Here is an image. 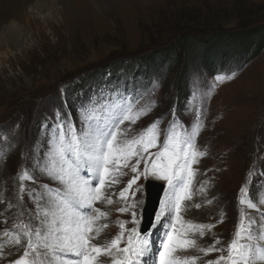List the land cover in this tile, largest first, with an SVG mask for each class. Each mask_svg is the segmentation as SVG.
Listing matches in <instances>:
<instances>
[{"label": "rangeland", "instance_id": "rangeland-1", "mask_svg": "<svg viewBox=\"0 0 264 264\" xmlns=\"http://www.w3.org/2000/svg\"><path fill=\"white\" fill-rule=\"evenodd\" d=\"M40 2L42 10L30 6L27 19L18 14V19L0 22V25L17 26L24 38L16 48L0 49V127L3 126L0 129V200L3 201L0 212L4 213L0 216V231L11 228L14 220L24 219L18 215L17 208L7 210V203L11 201L19 206V181L15 177L25 165L31 167L29 156L34 146L39 149L45 139L42 125L46 118L60 109L64 116L71 113L75 119L79 104L86 96L99 90L106 93L119 90L126 94L118 87L133 81L127 93L139 97L145 109H152L133 125L134 132L165 114L161 126L166 127L172 119L173 106L179 120L190 126L195 113L185 111L186 102L190 100L192 108L203 102L207 111L197 145L207 155L196 167L200 173H206L199 180L212 182L208 198L218 199L213 205L202 207L201 212L192 208L187 216L196 222L216 224L213 231L225 244L230 241L238 219L237 194L250 170L253 173L250 196L254 202L264 203V43H257L253 36L241 35L240 43L231 42L217 52L208 48L199 60L189 52L188 70L183 72L181 82L175 78L178 65L168 66L161 59H151L147 67L142 66L136 72L130 66L123 70L112 65L122 58L133 61L135 67V57L151 50L153 46L149 44L158 38V29H169L172 24L207 26L211 31L222 27L244 33L247 19L257 21L253 24L264 23V0H111L101 6L103 9L90 6L84 0H68L73 12L67 19L56 9L60 5L58 1L51 2L52 7L43 0ZM231 39L227 34L225 40ZM195 43L196 38L190 41L191 50ZM106 65L115 70L111 66L104 72L98 69ZM218 76L233 78L217 83ZM213 85L214 90L209 93L207 89ZM61 89L66 90V95ZM152 101L156 102L155 108ZM5 128L10 136L1 139ZM256 151L259 153L254 157ZM125 171L128 175L122 177L120 187L132 175ZM37 177L34 184L25 182L29 188H38L47 182L39 173ZM143 180H138L130 190L135 191V198L130 197L129 203L136 204L138 217L144 202L140 188ZM194 199L203 201L201 196ZM120 206L117 203L105 208L110 215L103 232L104 240H110L119 231L117 219L131 220L130 214L116 211ZM23 207L35 210L27 194ZM220 209L226 213L223 223H217ZM253 214L259 218L258 213ZM4 219L8 220L7 225L2 222ZM207 243H212L211 236L204 238L203 245ZM216 255L211 253L203 258L214 259ZM15 258H0V264H9Z\"/></svg>", "mask_w": 264, "mask_h": 264}, {"label": "snow or ice", "instance_id": "snow-or-ice-1", "mask_svg": "<svg viewBox=\"0 0 264 264\" xmlns=\"http://www.w3.org/2000/svg\"><path fill=\"white\" fill-rule=\"evenodd\" d=\"M231 78L218 76L216 82ZM212 90L214 85L207 89ZM190 104L187 101L185 108L195 113L190 126L179 120L173 106L166 127L161 125L167 114L139 132L133 125L152 109L141 106L131 93L93 92L81 101L75 119L56 109L42 125L45 139L39 149L34 146L31 167L25 165L15 177L19 206L9 201L7 210L17 208L24 219L0 231V258L16 256L9 264H264V203L250 196L251 170L237 194L238 219L226 244L213 231L216 224L187 216L192 208L211 206L217 199L208 198L212 182L199 180L206 173L196 167L207 155L197 145L207 110L203 102L195 108ZM125 169L132 175L120 187L128 175ZM37 173L47 182L29 188L25 182L36 183ZM149 177L165 183L150 227L142 229L143 209L138 217L136 204L129 203L135 198L130 190ZM25 194L34 211L23 207ZM196 196L202 203L195 202ZM117 203L121 206L116 211L130 214L131 220L117 219L119 231L104 240L110 215L105 208ZM225 215L220 209L217 223H223ZM2 222L7 225L8 220ZM206 236L212 243L203 245ZM211 253L218 255L203 259Z\"/></svg>", "mask_w": 264, "mask_h": 264}, {"label": "trees", "instance_id": "trees-1", "mask_svg": "<svg viewBox=\"0 0 264 264\" xmlns=\"http://www.w3.org/2000/svg\"><path fill=\"white\" fill-rule=\"evenodd\" d=\"M254 22L257 21L247 19L246 22H244L247 24V26H245V28L247 27L246 30L243 31L244 33H237L233 29H223L222 27H216L219 31H211V27L186 26V24H179V26L172 24L169 25V29H167V27H162L158 29V38L149 44L153 46L151 50L147 52L142 51L143 53L140 56L135 57L137 60L135 67L133 65V61L127 62L122 60V58H120L119 61L115 62L112 66H119L123 68L130 66L133 68V71L136 72L137 69L142 66L147 67L150 64L151 59H161L163 61H167L168 66L172 67L173 65H178L175 78L177 79L176 82H181L183 74L187 73L188 70L189 62H187L186 56L189 52L192 53V58L199 60L200 55L208 48H210L213 52H217L224 50L226 48L225 46L231 42H236V44L240 43L241 35H245L246 37L253 36L257 43H264V23L260 22L253 24ZM227 34L232 37L229 41L225 40ZM194 38H196L195 48L191 50L189 43L191 40H194ZM188 61H191V59ZM109 66L111 65H106L101 68L99 67L98 69L104 72ZM74 85L75 83L73 86ZM73 89L69 92H72Z\"/></svg>", "mask_w": 264, "mask_h": 264}, {"label": "bare ground", "instance_id": "bare-ground-1", "mask_svg": "<svg viewBox=\"0 0 264 264\" xmlns=\"http://www.w3.org/2000/svg\"><path fill=\"white\" fill-rule=\"evenodd\" d=\"M43 1L49 7H52L51 2L58 1V3L60 5L56 9L59 11L60 15L65 19H67L68 14L70 16L71 13L73 12L72 11L73 10L72 5L68 2V0H43ZM84 1L86 3H88L90 6L92 4V6H96L98 8L103 9V7H101V6L109 3L111 0H84ZM115 1H118V0H114V2ZM0 2L2 3V4H0L2 6V9H0V22H5L6 20L13 19V18L18 19L16 17V16H18V14H19V16H22L24 19L25 18L27 19V17L30 14V12H29L30 6H33V9L42 10V8H41L42 2L38 3L37 0H1ZM92 9H94V8H92ZM11 21L12 20H10V22ZM12 26H13V28H8V27H12ZM19 27H20V25H19ZM1 28H2V30H1ZM0 30H1L0 31V49L1 48H10V49L16 48L20 44L21 40L24 39L22 37L23 31L21 29L17 28V26H14L13 24L0 25ZM19 30H21V31H19ZM209 196H210V194H209ZM198 199H199V197H198ZM217 199H218V197H217ZM193 211L201 212L202 208L201 209L193 208ZM189 213H191V212H188V214ZM201 243L204 244V240L201 241ZM200 255H202V254H200Z\"/></svg>", "mask_w": 264, "mask_h": 264}, {"label": "water", "instance_id": "water-1", "mask_svg": "<svg viewBox=\"0 0 264 264\" xmlns=\"http://www.w3.org/2000/svg\"><path fill=\"white\" fill-rule=\"evenodd\" d=\"M163 189V184L147 179L144 183L145 191V205L143 207V224L142 229H146L150 226L154 216V210L158 206L159 198Z\"/></svg>", "mask_w": 264, "mask_h": 264}]
</instances>
